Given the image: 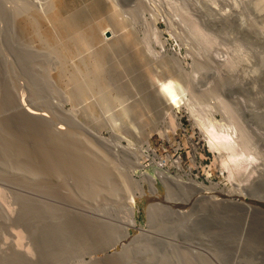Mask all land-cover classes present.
Wrapping results in <instances>:
<instances>
[{
	"label": "rangeland",
	"instance_id": "374dc122",
	"mask_svg": "<svg viewBox=\"0 0 264 264\" xmlns=\"http://www.w3.org/2000/svg\"><path fill=\"white\" fill-rule=\"evenodd\" d=\"M9 72L31 122L13 92L0 119L31 152L0 175L56 194L0 181L7 252L21 234L34 264H264V216L232 205L264 207V0H0L3 94ZM50 125L101 174L53 163Z\"/></svg>",
	"mask_w": 264,
	"mask_h": 264
},
{
	"label": "bare ground",
	"instance_id": "6f19581e",
	"mask_svg": "<svg viewBox=\"0 0 264 264\" xmlns=\"http://www.w3.org/2000/svg\"><path fill=\"white\" fill-rule=\"evenodd\" d=\"M18 26H20L19 28L21 29V30H23V27H21V25H18ZM24 27H25V25H24ZM8 72V71H7ZM14 72V71H13ZM7 77H8V79H7V81L9 80V86H10V89H9V91H8V93L9 94H3V92H2V89H1V91H0V109L2 108V104L3 103H7L8 101H9V99H11V92H13V97H15V101H16V104L18 103V95H20L21 94V89H22V87L23 86H27V84H26V82H25V80H24V82L21 80L22 78H19V77H17L18 78V83L14 80V77H15V75L12 77L11 76V74H10V72H9V74L7 73V75H6ZM5 79V80H6ZM15 79H16V77H15ZM6 81V82H7ZM5 82V83H6ZM1 85V84H0ZM5 89H7L6 87H5ZM18 89H20L19 91L20 92H18ZM7 91V90H6ZM4 93H6V92H4ZM32 97V96H31ZM15 103V102H14ZM4 104V105H5ZM7 105V104H6ZM17 108L15 109V112L14 111H12L13 112V115H18L19 114V118H20V116H22V117H24V118H26V121L29 123V122H31V120L29 119V117H31V116H25L24 114H21V113H18V104H17V106H16ZM3 109V108H2ZM6 109V108H5ZM11 111V110H10ZM20 111V110H19ZM22 113H25V112H22ZM30 113V112H29ZM21 114V115H20ZM28 114V113H27ZM11 117V116H10ZM18 117L16 118V119H18ZM39 117V116H38ZM41 117V116H40ZM43 117L44 118H46L47 120H50L51 119V116L47 113V112H43ZM42 117V118H43ZM6 118V117H5ZM12 119V118H11ZM39 119V118H38ZM45 119V120H46ZM30 120V121H29ZM37 120V119H36ZM44 120V121H45ZM26 121L24 120V119H22L21 120V123H23V124H27L26 123ZM34 121V120H33ZM33 121H32V123H33ZM52 121V120H51ZM0 122L1 123H3L2 125H4V127L2 128V126H1V130H0V153L3 155V157H8V154L9 155H12L13 157H14V159H18V156H23V157H25V154H27L28 152L30 153L31 151H28V148L30 147L29 145H28V148H27V142H26V140L24 139L25 137V135H23V134H21V136H18V132L16 133V132H14V129H13V131L11 130L12 129V127H11V120L9 121V119H7V120H4V118H3V121H2V118L0 119ZM39 122H43V121H39ZM18 122L16 121V124H17ZM36 123V122H35ZM34 123V124H35ZM45 123V122H44ZM50 123V122H49ZM11 124V125H10ZM31 124V123H30ZM33 124V125H34ZM22 125V124H21ZM37 125V124H36ZM47 125H48V123H47ZM52 125V124H51ZM50 125V127L51 128H48L47 129V131L48 130H51V132L52 133H54V134H56V135H54V134H51L50 135V137L47 135V137H46V139H48L49 140V138H50V140H51V137L52 136H54L55 137V139L56 138H59V140L57 139V141L58 142H61V146L63 145V146H65V148L64 149H66V151L63 149L62 151H60V149L59 150H55L54 148V152L51 150V145H50V143H48L47 144V142H48V140H44V147L43 146H41V144H43V142L41 141V139H44V138H38L37 137V139L35 140V144H37L39 147H40V153L42 152V158H44L45 157V155L48 157L52 152V157H53V155L55 156H57L58 157V161L59 160H62V161H64L63 163L64 164H58V163H56V162H53V163H55V164H57L59 167H63V166H60V165H66L65 167H66V169H68V171H70L72 174H74V175H77V174H87L88 172H92V173H94V174H101V169L100 168H98L97 166H91V165H83V166H79V163L77 162V156H76V152L75 151H78V148H81L80 147V145L79 144H77L75 141L74 142H71V140H70V138H71V136L69 135V133H66V131L65 130H60V131H57L55 128H54V126H51ZM24 126V125H23ZM49 126V125H48ZM11 127V128H10ZM20 127V126H19ZM29 127V126H28ZM44 127H45V125H44ZM53 127V128H52ZM31 128V127H30ZM23 129V128H22ZM26 129H27V131H28V128L26 127ZM38 130V129H37ZM40 130V129H39ZM16 131V130H15ZM26 131V130H25ZM27 131H26V133H27ZM29 131H31L30 129H29ZM24 132V131H23ZM40 132H43V131H40ZM20 133V132H19ZM25 133V132H24ZM48 133V132H47ZM49 133H50V131H49ZM207 133H208V135H207V137H208V140L210 141V144H211V146L212 147H221V150H222V148H225V149H223V151H225L226 149H227V151H228V149H230V147H231V140H230V136L229 135H227L226 133H223V132H217L216 130H215V128L213 127V126H211V128L207 131ZM41 134H44V132L43 133H41ZM46 134V133H45ZM23 135V136H22ZM37 135V134H36ZM35 136V135H34ZM43 136H45V135H43ZM39 137H40V135H39ZM53 138V137H52ZM4 139H6L7 141H6V143H7V145L4 143V142H2ZM33 139H34V137H33ZM32 139V140H33ZM55 139H54V141H55ZM45 141H46V143H45ZM34 142V141H33ZM42 142V143H41ZM51 142V141H50ZM4 143V144H3ZM55 143H56V145H57V142L55 141ZM34 144V145H35ZM46 144V145H45ZM53 144V143H52ZM58 144V145H59ZM37 145L35 146V147H37ZM48 145V146H47ZM49 145H50V147H49ZM55 145V144H54ZM57 145V146H58ZM58 146L59 148H61V146ZM18 146H19V148H18ZM45 146H46V148H45ZM57 146L55 147V148H57ZM234 146V145H233ZM35 147H34V149H35ZM38 148V147H37ZM31 150V149H30ZM38 150H39V148H38ZM35 151V150H34ZM233 150L231 149V152H232ZM81 152H82V150H81ZM28 153V154H29ZM43 153H44V157H43ZM27 154V155H28ZM37 154H38V152H37ZM26 155V156H27ZM29 156V155H28ZM27 156V157H28ZM55 156V158H57ZM12 157V158H13ZM26 157V158H27ZM32 157H34L35 158V156L34 155H32ZM47 157H46V159H47ZM229 157V156H228ZM230 157L232 158V160H233V162L234 161H236L237 159V155H235V154H231L230 155ZM10 158V157H9ZM28 158H30V157H28ZM37 158V157H36ZM36 158L34 159V161H38V160H36ZM54 158V159H55ZM231 158H229V159H231ZM40 159V158H39ZM45 159V158H44ZM43 159V160H44ZM8 160V159H7ZM50 160V159H49ZM53 160V159H52ZM239 160V159H238ZM17 162L15 163L17 166H18V160H16ZM27 161V160H26ZM31 161H33V159H31L29 162V165L30 166H33V165H31ZM34 161H33V163L32 164H34ZM40 161V160H39ZM47 161H48V159H47ZM229 161V160H228ZM61 162V161H60ZM237 162V161H236ZM24 163V162H23ZM26 163V162H25ZM36 163V162H35ZM38 163H41V162H38ZM38 163H36V164H38ZM42 163H44V162H42ZM41 163V164H42ZM52 163V165H55V164H53ZM62 163V162H61ZM15 164H13V165H15ZM36 164H34V165H36ZM40 164V165H41ZM47 164V165H46ZM48 164L49 165H51V163H49V162H46L44 165H46V167L48 166ZM236 164H238V163H236ZM23 166L22 167H24L25 166V164H22ZM28 165V162H27V167L29 166ZM43 165V164H42ZM57 165H55V168L54 169H51V168H49V169H51V171L53 170V173L54 174H56V175H58V176H60V171L61 170H59V169H56V167H57ZM36 166H38V165H36ZM45 167V168H46ZM58 167V168H59ZM30 168L31 167H29V171H30ZM45 168H43V169H45ZM25 169H28V168H25ZM37 169V168H36ZM42 169V168H41ZM48 169V168H47ZM61 169V168H60ZM34 170V169H33ZM105 169L103 168V171H104ZM51 171H49V173L51 172ZM67 171V172H68ZM46 172V171H45ZM35 173V172H34ZM47 173H48V171H47ZM13 174V173H12ZM68 174V173H67ZM10 175V174H9ZM31 175V174H30ZM14 177V176H13ZM13 177H6V176H1L0 175V181H2V182H4V183H6L7 185H9V186H12V187H17L18 189H21L22 191H24L25 193H33V194H39L40 192H44L45 193V191L46 192H48V193H50V195L51 196H53L54 197V195L56 194V191L55 190H53L52 188H50V187H43L42 185H40V187L37 185V184H29L28 182H24V181H18V179H14ZM12 178V179H11ZM21 180V179H20ZM25 180V179H24ZM59 180V179H58ZM64 185V184H63ZM42 186V187H41ZM61 194V193H60ZM43 195H47V194H43ZM2 196V194H1V190H0V197ZM40 196V195H39ZM67 197H68V195H66ZM65 197V196H64ZM68 199V198H67ZM66 199V200H67ZM25 202V201H24ZM253 204V203H252ZM257 204V203H256ZM232 205H235V206H238L239 208L240 207H248V206H251V207H253V208H255V209H257L258 210V212L260 213V215L261 216H264V207H262V206H253V205H251V204H249V203H247V202H245V200L244 199H240V200H236V201H234V203H232ZM262 205V204H261ZM25 209H26V207H25ZM28 209V208H27ZM30 214V213H29ZM29 214H26V215H29ZM61 220V219H60ZM60 223V222H59ZM57 224V223H56ZM58 225V224H57ZM60 226V225H59ZM58 226V227H59ZM62 226V225H61ZM60 226V229L59 230H61V227ZM58 229V228H57ZM63 229V228H62ZM51 230V229H50ZM50 230H49V232H50ZM64 230V229H63ZM54 231V230H53ZM62 231V230H61ZM61 231H59V233L61 232ZM57 232V231H56ZM52 233V232H51ZM58 233V234H59ZM63 234V233H62ZM19 235V237L17 236L16 237V241L14 242L15 243V245L16 246H11L10 247V249H9V252H7V248L6 247H4V244H5V242H7V240L6 239H3L1 236H0V251H3V254H2V258H1V256H0V264H18V261L19 262H25L26 264H34V261L29 257V256H27L26 254H23V252H21V251H19L18 250V238H20V239H22V235L21 234H18ZM57 235V234H56ZM62 236V235H61ZM57 237V236H56ZM103 240V239H102ZM125 253V252H124ZM124 253L122 254V255H124ZM1 255V254H0ZM23 262V263H24Z\"/></svg>",
	"mask_w": 264,
	"mask_h": 264
}]
</instances>
